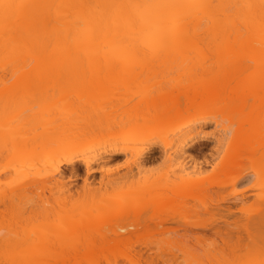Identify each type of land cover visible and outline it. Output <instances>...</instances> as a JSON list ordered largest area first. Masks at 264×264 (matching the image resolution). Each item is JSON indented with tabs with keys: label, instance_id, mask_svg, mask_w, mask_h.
<instances>
[{
	"label": "rangeland",
	"instance_id": "obj_1",
	"mask_svg": "<svg viewBox=\"0 0 264 264\" xmlns=\"http://www.w3.org/2000/svg\"><path fill=\"white\" fill-rule=\"evenodd\" d=\"M158 66L159 65H157V67ZM168 66H163L162 69L161 67L156 69V65L155 67L151 66L149 67L152 68V70L149 69L151 72H148L147 67L144 71L146 73L141 71L143 74L139 73V69H135L134 72H137H133L135 75L133 73L128 74V71L122 76L118 74L119 77H117V74L104 75L100 76V78L102 77L101 80L99 77H94L95 79L92 80L90 79L92 76H88L89 79L87 81V78H85V80H83L84 83L77 85L78 87L80 86V89L75 90L76 95H73L71 98L68 97L70 100H66L67 105L64 103L65 101L62 106H60V101L58 102L60 105H58L57 108L60 107V109H57V111H59L61 115L64 114L60 119L62 120L65 118L68 122L63 125H67L66 128L69 125L73 126L70 129L68 128V132L65 131L69 134H67V138L70 135H74L73 138L71 137L72 140L76 141L78 137L77 142H79V138L81 137L82 140L84 139L83 142H85L86 146L89 143H94L95 140L88 136L90 132H95L94 134L99 136L106 132L108 127L111 128L113 125V127H115L112 128H117V131L120 130V127L122 128L121 130H123V128L125 130L122 132L120 131V133L117 132L115 142L120 143L119 145L117 144V146L116 144L113 146H119L120 148L121 146L123 148L127 147L128 150L119 156L117 155L110 159L105 158V160L104 158H98V160L97 158L93 159L91 156L95 154L92 153L94 150L86 151L84 149L88 147L84 148V145L80 148H83L82 150H84L85 153H83L82 150L83 155L81 151L79 152L80 148L78 146L81 145V143L83 144V142L80 141L78 146V143L74 144L78 147V149L74 150L76 151L75 153L69 152L66 155H55L56 157L54 156L52 161H54L55 165H60L61 173H65L64 175L62 173L64 178H62L61 173H59L60 175L58 176V178H62V181L65 179V181L61 183H65V187L60 189L61 191L54 188L56 191L51 192L49 190L50 187H48V190L46 188L43 192L41 189L42 187L39 188L40 186L36 185H32L33 187L29 186L27 187L28 189H25L26 187L23 188L21 183L22 187L20 188H23L22 191L20 188H17V181H14L15 179H12V181L7 179L11 181V185L6 183L4 179L1 180V183L5 182V185L4 183L3 185L5 188H8L6 192L9 194L7 193V196L6 192L4 194L3 191V193H0V235L3 237V240H5V244L1 245L3 242L0 241V245H4L7 248L3 250L0 247L2 249V251H0V262L7 264L10 259L14 261L18 259V261L12 264H18L17 262H19V264H41L39 261L44 262L50 257L49 255L52 251H57L61 246L65 250H73L71 254L72 256L75 255L74 257L71 256L74 260L70 257L72 263L68 260L67 264H92L93 262L107 264L106 260L108 261V259H110V261H113L111 259L114 258H117L118 260H116L119 261L120 264H128V257L140 259L141 263L146 264L144 259L139 257V250L148 251V254L156 258L159 257L156 264H184L185 261H197L198 264H224L225 261H239L241 257H236V253L228 251V248L221 251V240L209 234L208 228L206 230L202 228L205 225L210 227L211 230L220 229L222 231L226 230L227 232L233 230L232 233H234V236L240 234V236H242V241L239 242L238 240V243H240L239 245L241 248L237 247V249H235L243 250H239L237 255H239L240 252L244 254L241 260L246 259V257L249 258L250 256L258 258L261 242L264 241V180L261 178L264 175V169L260 171V178H257L252 170L254 165L257 162L260 163V161H257L258 159L255 161L248 157L253 156L254 158L264 155V70L253 68L250 70L248 69V72H246L247 70L244 71L245 73L241 71L244 73L242 74L240 71H232L229 69L230 71L222 73L218 71L217 67L219 65L215 63L200 67L201 69L196 66L195 68L192 65H190L191 67L184 65L181 68L176 65L175 67L171 66V69H169ZM190 68L194 69L191 70ZM142 69L143 68L140 70ZM222 69L225 68L222 67L221 70ZM257 83H259V86L261 84V86L258 87ZM254 87L257 89L253 91L251 88L254 89ZM236 91L238 93L242 92L240 93L243 94L241 96L244 97H242V101L240 98L241 96L238 98L239 94L234 98L235 95L233 94ZM231 98L234 99V102ZM27 102L26 104H28ZM71 102L73 104L75 102V106L72 105ZM189 102H191V105ZM236 102H238V104H236ZM187 103L190 105L188 106L190 107L188 110ZM32 104L30 103L28 105L32 107H30L32 110L35 109L33 111L28 108L29 106H27L26 109V106H23L25 114L27 110V115L22 112V106L21 112L20 110L16 111V109H19V106L13 109L12 115H17L14 112L16 111L17 113L20 112V116L18 115V118L13 116L17 119L12 120V123L9 122L11 124L10 131L13 128L19 127L18 122L22 117L21 113H23L24 116H29V114L31 115L36 112L38 116V111L42 110L41 107L43 105L40 104L41 107L39 108V105L36 104L35 106L34 104L33 106ZM20 105H22V103ZM23 105H25V103H23ZM34 107H38V109ZM46 108L47 106L45 109ZM53 110L51 112L46 109V112H44V114L46 113L45 119L47 122L48 120L51 121L54 119L55 116L53 117L52 113H54L56 109ZM208 111L221 115L229 121L230 125L235 127L231 143L227 146L226 155L218 150V141L209 136L207 124L200 126L194 124L195 126H191L192 130L189 133L185 130L188 135L192 133L188 136V139H186L187 137L185 138L187 133L177 134V125H179L180 122ZM179 113H183V117ZM39 115L38 117L42 118V111ZM48 115L50 116L48 117ZM56 116H58V114ZM38 121H40V119ZM56 122V124H53L55 127H53V125L51 127L49 123L48 126H50V130L56 128L59 123H63L64 120L61 122L57 119ZM7 124L6 126L0 127L4 132L8 130ZM41 124L38 123V127L37 124H35L38 133L40 130V132H42V126L44 125L40 126ZM161 127L169 130L174 139L166 141L165 144H167H164V146L160 143L148 142L151 131ZM57 128L54 130L59 131L61 128L60 131L63 132L65 129V127L64 129L62 128V125L60 128ZM32 132L33 131H31V133ZM31 133L29 134L30 138L35 134ZM79 133H82V136ZM87 136L88 138L86 139L89 142L86 143L85 137ZM184 138L188 142L190 141V144L193 143V146L195 145V150L191 152L197 154V156L191 159L187 157L188 153H186L187 156H185L187 158L185 157L184 159L187 160H184L185 163H180L182 158L181 160L178 159L180 157L178 155L183 152L181 144L185 141ZM70 139H67V141ZM31 141L32 140H29V142ZM31 143L32 144L29 143L30 147L28 149L32 148L31 146H33L35 142L32 141ZM51 147L47 149L48 151L45 148L44 152H50ZM145 148H147V151L142 153ZM4 150L5 149L1 147L0 172L10 166L9 153L11 151L7 153V151ZM180 150H182V152ZM168 151H170V155L173 157L172 159L170 157V160L166 157V155L168 156L169 154ZM7 155H9V157ZM69 155V159L78 158L79 160H74L78 169L76 172L78 176L72 171L71 166L65 164L66 160L64 159H67ZM81 155L82 158L85 159L80 161ZM181 155H183V153ZM85 156L88 157L86 158ZM59 157L63 159L59 161ZM142 157H147L146 159H148V164L146 162L143 163V169L138 167L139 163L143 162L141 160ZM181 157H184V155ZM218 157L220 158L219 160ZM54 158H56V160H54ZM57 160L58 162H56ZM87 162H90L91 167H93L91 173H87ZM174 162H176L175 165ZM145 163L146 166H144ZM12 164L11 167L13 166ZM176 164L179 167H177ZM139 172L141 174H139ZM56 175L58 174H55L54 178L57 177ZM241 175L244 177L235 183L233 181L234 178L238 176L241 177ZM3 177L6 176H2V178ZM60 178L59 181H61ZM87 183L90 185V188L87 186ZM61 184L59 185L60 188L63 187ZM163 184H172L171 186H177L178 184L180 187H177L183 189V191L181 190L182 192L179 191L180 193H177L179 196L174 192L175 200L179 199L177 202L180 204H177L172 197L170 199L174 201H171V205L166 207L168 209L171 208V211L165 208L168 213L164 211V217L172 213L171 216H167L168 218H172V221L164 222L159 225V219L164 218L160 216L163 210L162 208V212L158 210L155 203H157V199L159 201L162 200V198H164L162 196L165 195L160 196V193H158V195L156 191H158V187ZM3 185L2 187L4 190ZM132 185H139V188L137 189L134 187L133 190H131L132 188L129 189V186L131 187ZM188 185H190V188L188 187L190 191L186 189L187 187L185 188V186ZM34 186L38 188H34ZM257 187H259V189L261 188L260 191L258 190L260 194L256 191ZM29 188L33 189H30V193L28 191V195L25 190L27 191ZM57 189H59V187ZM141 191L145 192L142 194ZM11 192L13 195L10 194ZM23 192H25L24 195ZM170 192L168 191L167 194H163L168 196L169 193L171 196ZM9 195H15V198L12 196L9 198ZM25 195H28L31 199ZM111 195L112 197H110ZM131 195L136 196L131 197ZM130 197L132 200H128L130 202H127V199ZM153 198L155 200L154 206L152 204L154 202ZM43 199L48 202H44ZM150 201H152V203ZM172 202H175L177 205H174L175 203L173 204ZM150 203V207H147ZM142 204H145V207ZM178 205L181 207H178ZM117 206L125 208L126 210L121 212L113 211L112 209ZM143 208L147 210L144 212ZM175 211L178 212L175 213ZM159 213L161 214L159 215ZM173 215L175 218L172 217ZM150 217L151 220H149ZM210 219L211 222H209V224L207 223V225L205 222L207 220L210 221ZM188 221L191 225L193 221H196L198 224L205 223V225L194 227L193 225H188ZM197 223L194 224L198 225ZM121 226H127L126 232H128L121 231ZM89 229L90 231H88ZM4 231L8 233L6 234ZM97 231L98 233L102 232L104 236L106 235L107 239H101V233L100 235L95 233ZM115 231L116 233L120 232L118 236L113 233ZM85 232L86 234L93 233L95 237L92 236L95 239L92 236L91 238L94 239V242H97V244H95L96 246L93 245L94 247L87 253V250H84L85 246L87 247L86 243H83L85 241L83 240L84 237L83 239L79 237L82 236L81 234H85ZM11 233L14 235L11 236ZM45 233L50 237L52 236L51 239L54 237V240L52 239V241L49 240L46 242L47 244L48 242H52L47 246L44 244L42 245L40 240L38 241L39 236H46ZM72 233L74 235H71ZM205 233H207V236L211 239L215 238V240L212 239V241L208 239L209 241H206L204 237ZM29 234L34 237L33 239L37 243H32V245L31 243L27 244L32 241ZM11 237L14 243L11 242ZM17 238L19 240L21 238V242ZM99 238L100 240H98ZM82 240L83 242H81ZM88 240L86 241L88 242ZM215 241L216 244L213 243ZM22 242H25V245H22L24 244ZM80 242L84 244V246L80 244ZM231 243L233 244L234 241L229 242V244ZM14 245L19 246L18 248L20 249H16L17 247ZM62 247L61 250H63ZM230 247L233 248L235 246ZM44 248L48 250V252L43 255L44 251H46ZM52 248H55V250ZM11 249L20 251H16L18 253L17 256H13V254H11L13 252H9L12 251ZM21 250H23V252ZM233 253L235 255H233ZM145 254L147 253L144 252V255ZM241 254L239 256H241ZM232 255L236 258L232 257ZM45 256H47V258ZM42 258H44V261ZM50 260L45 263L57 264V260ZM77 260H79V262ZM69 261L70 263H68Z\"/></svg>",
	"mask_w": 264,
	"mask_h": 264
},
{
	"label": "bare ground",
	"instance_id": "obj_2",
	"mask_svg": "<svg viewBox=\"0 0 264 264\" xmlns=\"http://www.w3.org/2000/svg\"><path fill=\"white\" fill-rule=\"evenodd\" d=\"M11 2L23 4V5H26L27 7L22 9L19 15L12 19L5 20L2 16H0V127L6 126V124L8 123L10 126L7 124L8 130L6 131L7 132L10 131L11 124L9 122L12 123V120L14 119L16 120L18 118V115L20 116L19 113L21 112V106L22 107L26 106L25 109L27 108V106H29L28 108L31 109L32 107L28 104L30 103L32 104L33 101H34V103L32 104L33 106L37 101H39L36 103L37 105H39V108L41 107L40 104L42 102L46 104L45 105L42 103L41 104L43 105L41 107L42 110H39L40 112L38 111L39 114H41V111H42V114H43L42 118L38 117L40 115L38 114L37 116L36 112L31 115L29 114V116H24L25 109L23 107L22 112L24 114L21 113L22 117L19 119L18 128H13L14 127L13 126L12 127L13 129L8 133L4 132L2 128H0V131L2 132V134L0 132V152L2 154L3 150L1 151V147L2 149H5L4 151H7V153L8 151H11L9 153L10 157L9 155H7L9 157L10 166L8 167L6 166L7 168L5 167L6 169L0 172V183H1V180L4 179L6 183L10 184L12 179H15L14 181H17L16 182V186H18L17 188H20L23 185V188L26 187L25 189H28L27 187L29 186L33 187L32 185H36V186H40L39 188L42 187L41 189L43 190V192L44 190H46V188L48 190V187H50L49 190L51 192L63 189L65 187V183L64 184H61V183L65 181V179H63L62 181V178H64L63 175L65 173L62 172L63 173L62 175L60 165L58 164L55 165L54 161H52L53 157L58 154L61 156V155H66L69 152L75 153L76 151L74 150L78 149V147L79 148L82 147L83 145H84V148L88 147L84 149L86 151L88 150L90 151L92 149L94 150V152L92 153H95V154H92V155L90 154L93 159L95 158L97 159L104 158V160L105 158L110 159L117 155L119 156L120 154L125 153V151L128 150L127 147L123 148L121 145H120L121 148L119 146L118 147L113 146L115 144L117 146V144L119 145L120 143V142L119 143L115 142V140H116L117 132L120 133V131L121 132L125 131L124 128L123 130H121L122 129L121 127L120 128L118 127L120 130L117 131V128L113 129L115 126L113 127L112 125L111 128L108 127L106 132L102 133V135L100 134L99 136L94 134L95 132L89 131L90 135L88 136H90L91 138H94L95 140H94V143L92 144L89 143L86 146H85V142H83L84 139L82 140L81 137L79 138V140L83 142V144L81 143V145H79L80 141L77 142L78 137L76 141L72 140L74 135H70L67 138L68 133L66 132H68L69 129L73 126L69 125L66 128L67 125L65 126L63 125L64 123L67 122L65 118L62 119L64 120L63 123L61 124L59 123L60 126L62 125L63 129L65 127L63 132L60 131L61 128L59 125H58L59 127L57 126L58 128H60L59 131L54 130L57 127L50 130V126L52 127V125L57 121V119H59V121L62 122L60 118H62L64 114L61 115V113L57 111V109L58 110L60 109V107L57 108V106L60 105L58 104V102L60 101L59 102L61 103L60 106H62L64 101H65L64 103H66L67 105L66 100L69 99L68 97L71 98L73 95H76L75 90L80 89V86L78 87L77 85H81L82 83H84L83 80H85V78H87L86 81L89 79L90 76L93 77V78L92 77L90 78L92 80L95 79L94 77H99V79L101 80L102 77L100 78V76L111 75V74H117V77H119L118 74L122 76L123 74H126L127 71H128V74H130V73H133L135 69H139V73H142L145 71L147 67H148L147 68L148 72H151L152 68H149V67L151 66L155 67V65H156L155 67L156 69L158 67L159 68L161 67L162 69L163 66L166 67L168 65H169L168 66L169 69H171V66L175 67L176 65H178L179 68L183 67L184 65H187V67H191L190 65H192L194 67L196 66L200 68L203 66L205 67L208 64L211 65V63L213 64L215 63L219 65L217 67L218 71H221L222 73H225V71L226 72L230 71L229 69H231L232 71L233 70L240 71V73L242 74L245 73L244 71L247 70L246 72H248V69L250 70L253 68H257V70L258 69L264 70V8L261 7L262 0H11ZM144 4L165 5L168 7L153 9L149 12H144L143 10L132 7L134 5H144ZM111 6H120V7H111ZM157 65L159 66L157 67ZM219 67L221 68L223 67L227 70L222 69L223 70L222 71L221 68ZM141 68H143L144 70L143 69L140 70ZM149 69L151 70L149 71ZM241 71H243L244 73ZM134 73H137V72H134ZM233 74H236V73H233ZM257 84H258V87L261 86V84L260 86H259V83ZM83 89H82V92H83ZM251 89L254 91L257 88L254 87V89L253 88ZM235 93L234 94L232 93L233 95H235V97L233 96L234 98H236L238 94H239L238 98L241 95H243V94H240L242 92H239V93L237 92L236 94ZM242 97L243 96L240 97L241 101H242ZM232 101L234 102V99ZM26 102L28 104H26ZM21 103L22 105H20ZM23 103H25V105H23ZM189 103L191 105V102ZM189 103H187V110L188 108L190 109V107H188L190 106ZM74 104L72 103V105ZM236 104H238V102H236ZM18 106H19V109H16L18 108ZM46 106H47L46 109H48V111L52 112L53 108L54 110L56 109L57 111L56 112L53 110L54 113L52 114H53V117L54 116L55 117L51 121L48 120V122L45 119L46 113L44 114V112H46V109H45ZM13 109H16V111L20 110V112L17 113L16 111H14L17 115H12ZM36 109H38V107ZM33 110L31 109V111ZM27 114L28 113L26 110L25 115ZM55 114L56 115L58 114V116L60 115L61 117L60 116L58 117ZM179 114L182 115L183 117V113L182 114L179 113ZM50 115H48V117ZM13 116L17 118H14ZM38 118L40 119V121H38L39 120ZM192 119L193 118H189V119H185L182 122H180L181 125L180 124H179L180 126L177 125V129H178L177 134L187 133L185 130H187L188 133L191 132L192 130L191 126L193 127L194 125L190 123ZM38 123L39 124L43 123L40 126L44 125L42 126L43 128L42 132H40L41 131L40 130L39 133L37 132L38 129L36 130V128L38 127ZM49 123H50V126H48ZM35 124H37V127H35ZM53 127L55 126L53 125ZM31 131L33 132L31 133ZM30 133L31 134L35 133L34 135H32V138H30L29 136ZM188 133L185 136V138L187 137L186 139H188L189 138L188 136L192 134L190 133L188 135ZM80 135L82 136V133ZM88 136L85 137L86 143L89 142L86 139L88 138ZM67 139H70V140L67 141ZM186 139L185 141L183 140L184 142L183 144H181L183 152L182 150H180L183 153L184 157H181L183 156L181 155L182 153L178 155L180 156L179 158L175 156L180 160L182 158L183 161L179 160L180 163L181 162L185 163V161L187 160V159L186 160L184 159L187 156L186 153H188L187 157L191 159L197 156V154H193L191 152L192 150L193 151L195 150V145L193 146L192 145L193 143L190 144V141L188 142ZM29 140H32L33 142H35L33 146H31L32 148L30 149L28 148L30 147V144H32L31 143L32 141L29 142ZM74 144H77V146L78 145L79 146L77 147ZM50 147H51L50 152H47V153L44 152L45 148L47 150V149H50ZM82 149L80 148L79 152ZM84 150H82L83 153H85ZM146 151H147V148H145L142 153ZM168 152H169L168 154L169 157L167 155L166 157L167 159L169 158L170 160V157L171 159L173 157L170 155L171 154L170 151ZM82 155H81L80 161L85 159V158H82ZM62 157L61 158L59 157L60 158L59 161L64 158ZM69 157L70 155L68 156L67 159H64L66 160L65 164L68 166H71L72 171L76 173L78 169H77V166L75 165V161H77L78 158H75L76 159L75 160L73 158L69 159ZM262 157H264V155H261L259 157L256 156L254 158L253 156L252 157L249 156L248 158L254 159L255 161L257 159H258L257 161H261ZM143 158L144 157L141 158L143 162L142 163L140 162L138 166L141 169H143L142 168L143 163L148 162V159H146L147 157L144 159ZM54 160H56V158H54ZM56 162H58V160ZM90 162H87L86 164L87 173H91L93 169V167H91L90 165L91 164ZM146 163L144 166H146ZM175 163L176 162H174V165ZM11 164L13 165L12 167H11ZM256 164L254 165L252 172L255 176H257V178H260L259 177L261 174L260 171H262L261 163L257 162ZM141 169L140 171L142 172ZM59 173H61V176H62V178L59 177L61 181H59V178H58V176L60 175ZM55 174H58L56 175L57 176L56 178H54ZM139 174L141 173L139 172ZM2 176H6V177L2 178ZM243 177L244 176L242 175L241 177L240 176L235 177L233 181L236 183V181L242 179ZM261 178L264 180V175ZM7 179L11 181H8ZM5 182H2L0 185L1 186L0 193L4 192L5 194L6 189H8L7 187L5 188L4 186ZM60 184L63 186V187L61 186L62 188H60L59 186ZM2 185L4 186L5 191L3 190ZM171 185H165V184L160 185L158 187L160 191L156 189L158 190L156 191V194L160 193V196L165 195V196H162L164 198L160 197L162 198V200L160 201L157 199L156 201L157 203H155L154 198H153L154 200L153 203H152L153 200L150 201L153 204V206L155 203V205L158 207V210H160L161 212L163 210V213H162L163 215L159 213V215L161 214L160 216H163V217L165 215L164 211L167 212L166 210H169V209L171 211V208L168 209L166 207H169L171 205L170 202L175 200L174 192L176 193L177 196H179L177 193H180L183 191V189L178 188L180 187L178 186V184H177L178 187L171 186ZM87 186L89 187L90 185L88 184ZM132 186L131 187L129 186V189L132 188L131 190H133L134 187L137 189L139 188V185H132ZM11 187H14V186H11ZM58 187L59 189H57ZM188 187L190 188V185L185 186V188L190 191ZM17 188L14 187V189H17ZM23 188L22 189L20 188V190L23 191ZM34 188H38V187L34 186ZM52 188L53 189L55 188L56 190L55 189L53 190ZM143 188L146 189L145 187ZM30 189L31 188H29V190L27 191L25 190V192H27L28 195L33 188L31 190ZM10 190H13V189H10ZM165 190L167 192L171 191L170 192L171 196L169 193L167 196L166 195L167 192ZM258 190L260 191L261 188L259 189V187H257L256 191ZM25 192H23V195L25 194ZM143 192L141 191L142 194ZM7 193L8 192H6V195ZM163 193H166V194H163ZM10 194H12V192ZM12 195H9V198H11ZM28 195H25V196L29 197ZM262 195L260 196L263 197ZM14 196L12 197L15 198ZM133 196H136V195H133ZM133 196L131 195V197ZM110 197H112V195ZM131 197L127 199V202H130L128 200H132ZM172 197L174 200L170 199ZM29 199L31 198L29 197ZM178 200L179 199H176L175 202H177ZM45 201L48 202L47 200H44V202ZM151 203L148 204L147 207H150L149 205H151ZM178 203L179 202H177V204ZM177 204L175 203L174 205H177ZM178 207H181V206L178 205ZM147 209H144L143 211L145 212ZM176 212L178 211H175V213ZM232 212H235V211H232ZM171 215L169 214L167 216L169 217ZM167 216H165L164 218H160L158 221L159 222L158 224L160 225L164 222L166 223V222L172 221V218H168ZM172 217H174V215ZM145 218H148V217H145ZM149 220H151V217ZM207 221L205 223L209 224V222H211V219L210 221L208 222ZM188 223L189 221L187 222V224ZM194 223H197V222L196 221L192 222V225L194 227L205 225V223H200L201 225L198 223H197L198 225H195ZM188 225H191V223H189ZM205 226L202 228H205V230L208 228L207 230L209 231V234L214 235L215 237H218L221 240L222 247H223V248L221 247V251L222 250L224 251L226 250V248H228L229 249L228 251H232L236 253V255L233 253V255H235L236 257L242 258L244 256V254L242 253L243 254L242 255L241 252L239 253V255L241 254V256L237 255L238 254L237 252H239L240 249L236 250L237 247L241 248V246L239 245L240 243H238V240L239 242L242 241L241 239L242 236H240V234L237 236L235 235L236 236L235 237L233 235L234 233H232L233 230L232 231L228 230L231 232L230 233V232H227L226 230L225 232L224 230L222 231L220 229L211 230L210 227H207V226L205 227ZM126 227L127 226L125 227L121 226L120 228L121 231L126 232L127 230ZM88 231H90V229ZM4 232L6 234L8 233L6 231ZM95 233H98V231ZM113 233H115L116 236H118L120 232L116 233L115 231ZM98 234L100 235L101 239L103 238L104 240L107 239L106 235L105 236L102 235L103 234L102 232H99ZM13 235L14 234H12L11 236ZM29 235L28 236L30 237V239H32V241L31 242L27 241L28 242L27 244L31 243L32 245V243L33 244L37 243L33 239L34 237L31 234ZM71 235H74V234L72 233ZM81 235L82 236H79V237H81V239H83L84 237L83 240H85L84 242L83 240L81 242H83L84 244L86 243L87 247L89 248L88 249L85 246L86 248L85 249L83 247L84 250H87L86 251L87 253L88 251L91 250V248L94 247L93 245L97 244V242L96 241H95L96 243L94 242L95 236L93 235V233L86 234L85 232V234H81ZM207 235H208L207 233H205L204 235V237L206 238V241H209L212 239L215 240V238L211 239ZM91 236L94 239L91 238ZM51 237L48 234H46V236L41 235L39 236L38 241L40 240L42 245L44 244L45 246H47L48 244L52 243V242L51 243L48 242V244L46 243L49 240L52 241L54 237L52 239ZM87 237L88 238L90 237L89 240ZM100 238L98 240H100ZM11 240H12V237H11ZM86 240H88V242ZM0 241L3 242V243L0 242L1 245L5 244V240H3V237L1 235H0ZM230 241H234V243L229 244ZM11 242L14 243L13 240ZM81 242L80 244H82ZM22 243H21L22 245H25V242H22ZM213 243L216 244V241ZM84 244L82 245L84 246ZM1 245L0 247L4 250L6 247L4 245H3L4 247ZM14 246L17 247V248L15 247L16 249H20L18 248L19 246L17 245H14ZM230 246H235V247H233L234 248L233 249ZM61 247L59 248L60 251L59 249L57 251H52L53 254L50 253L49 255L50 257L48 258L49 260L50 259L54 261L57 260L56 261L57 264L58 263L67 264V261L68 260L71 261V259H73L72 257H74L75 255L72 256L71 254L73 250L72 251L71 249L65 250L63 249V247H62L63 250H61ZM1 248H0V251H2ZM52 249L55 250V248H52ZM11 250L12 251H9V250L8 251L13 252L11 253L13 254V256L14 255L17 256L18 254L17 252L20 251V250H16L17 251L16 252L15 249H11ZM44 250L46 249L44 248ZM21 251L23 252V250ZM143 251L144 250H139V257L141 259H144V262L146 264H156L158 262L157 260H159V257L156 258L155 256L148 254V251H144L145 253H147L144 255ZM47 252L48 250L44 251L43 255ZM249 252H250V249H249ZM80 254H77V255H80ZM233 255L232 257H234ZM45 257L47 258V256ZM48 258L45 261L43 260L44 258H42L44 262L42 261H39V262L41 264L42 263L46 264L47 263L46 261H49ZM116 259L117 258L111 259L113 261H110V259H108V261L106 260V263L107 264H120V262L117 261L118 259L117 260ZM135 259L136 258L134 257H128V264H143L141 263L140 259H136V260ZM10 260L13 261L12 263L18 261V259H15L16 261H14L13 259H10ZM70 261L68 263H70ZM77 261L79 262V260ZM25 262H26V259H25ZM17 263L19 264V262ZM95 263L98 264V262H93L92 264H95Z\"/></svg>",
	"mask_w": 264,
	"mask_h": 264
},
{
	"label": "snow or ice",
	"instance_id": "obj_3",
	"mask_svg": "<svg viewBox=\"0 0 264 264\" xmlns=\"http://www.w3.org/2000/svg\"><path fill=\"white\" fill-rule=\"evenodd\" d=\"M27 7L26 5L11 2V0H0V16L5 20L12 19L19 15L22 9ZM111 7H120V6H111ZM137 9L143 10L144 12H149L153 9L168 7L165 5H154V4H144V5H134ZM261 7L264 8V0H262ZM192 124L197 126L207 124L209 136L216 141H218V150L225 155L227 154V146L231 143V138L234 135L235 127L229 124V121L223 118L221 115L214 112L208 111L204 114L197 115L193 117L190 121ZM174 139L171 132L166 128H156L151 131L149 134V141L152 143H160L164 145L167 140ZM220 158L218 157V160ZM261 168L264 169V157L261 158ZM116 212L125 211V208L115 207L112 209ZM3 264V262H0ZM7 264H12L11 261ZM102 264V262H101ZM184 264H198L197 261H185ZM224 264H264V241L261 242V248L258 258L249 257L239 261H225Z\"/></svg>",
	"mask_w": 264,
	"mask_h": 264
}]
</instances>
